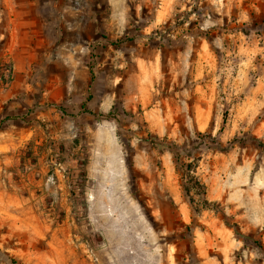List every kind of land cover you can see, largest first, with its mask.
<instances>
[{"label":"rangeland","instance_id":"obj_1","mask_svg":"<svg viewBox=\"0 0 264 264\" xmlns=\"http://www.w3.org/2000/svg\"><path fill=\"white\" fill-rule=\"evenodd\" d=\"M0 264H264V0H0Z\"/></svg>","mask_w":264,"mask_h":264},{"label":"trees","instance_id":"obj_2","mask_svg":"<svg viewBox=\"0 0 264 264\" xmlns=\"http://www.w3.org/2000/svg\"><path fill=\"white\" fill-rule=\"evenodd\" d=\"M91 76L92 78H94V74L93 71L91 70ZM83 110L85 109V106L83 105ZM64 111V110H62ZM113 114L108 113L107 115H105L104 117L109 118L110 116H112ZM201 136V133H200ZM149 142L154 145L155 147H157L159 150L164 151V150H168L171 154L174 155L175 160L178 164V166H180L183 170V174L182 177L186 179V184L184 185V190L187 194V196L190 198V201L192 204H194V195L200 197V202L203 204L204 207L206 208H210L212 206H215V204L209 202L205 196V186L198 180V178L193 175L194 171H193V164L187 163L182 161V157L184 155L187 154L188 155V151L181 149V147H179L178 145L174 144V143H168L159 139H149ZM211 143L213 145H209L206 143H197L196 144V149H200L202 146H205L206 148H211V147H215L216 145H219V143H217L215 138H211ZM222 150H226V149H222ZM191 154H193L191 152ZM86 161H83L82 166L86 165ZM85 176V172H83V175Z\"/></svg>","mask_w":264,"mask_h":264},{"label":"crops","instance_id":"obj_3","mask_svg":"<svg viewBox=\"0 0 264 264\" xmlns=\"http://www.w3.org/2000/svg\"><path fill=\"white\" fill-rule=\"evenodd\" d=\"M26 4H24V5H22V4H18V3H15L14 5H13V9H15V11H16V14H15V18H13V20H15V22H22V21H20L19 20V17H20V14H19V12H20V8H18V7H21V6H25ZM14 6H15V8H14ZM16 6H18V7H16ZM19 14V15H18Z\"/></svg>","mask_w":264,"mask_h":264}]
</instances>
